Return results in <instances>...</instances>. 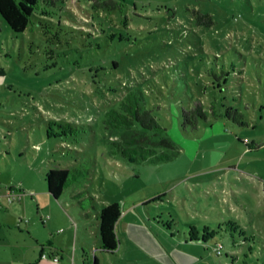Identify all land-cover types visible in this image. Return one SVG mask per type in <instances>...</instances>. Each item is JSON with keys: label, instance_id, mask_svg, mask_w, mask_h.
Returning <instances> with one entry per match:
<instances>
[{"label": "rangeland", "instance_id": "374dc122", "mask_svg": "<svg viewBox=\"0 0 264 264\" xmlns=\"http://www.w3.org/2000/svg\"><path fill=\"white\" fill-rule=\"evenodd\" d=\"M93 1H40L20 34L0 18V195L24 228L37 223L39 245L52 238L38 204L58 207L70 226L58 242L72 256L77 238L75 264L81 245L89 264H264V31L247 12L264 0ZM205 8L210 29L189 18ZM127 87L144 93L173 160L131 162L113 144L107 111ZM213 101L246 125L183 127L182 109ZM61 168L70 183L52 202L39 173ZM112 202L128 213L117 254L98 249L97 212Z\"/></svg>", "mask_w": 264, "mask_h": 264}, {"label": "trees", "instance_id": "16d2710c", "mask_svg": "<svg viewBox=\"0 0 264 264\" xmlns=\"http://www.w3.org/2000/svg\"><path fill=\"white\" fill-rule=\"evenodd\" d=\"M40 1L55 5L57 1L66 0H0V18L14 34L23 33ZM92 6L116 10L122 4L116 0L102 2L94 0ZM190 12L189 18L195 27L210 29L216 24L215 15L207 8L193 9ZM247 12L248 18L256 22L264 31V7L250 9ZM40 13L45 15L46 10H41ZM191 33L194 34L195 32L191 30ZM234 51L246 59L238 50L234 49ZM116 65L117 63H114V66ZM215 102L213 101L207 106L196 103L191 107L182 109L183 127L196 130L200 122H207L220 116H224L239 125H246L243 114L237 109L228 107L223 113L216 108ZM153 111V108L146 102L142 90L135 87L122 89L119 95H116L114 105L107 111V116L114 122L112 124L115 133L113 137H118L120 140V142L113 144L118 147L121 155L131 162L159 165L173 160L179 153L175 143L168 137L166 128L159 124ZM120 144L122 145L120 146ZM249 148L251 149V146ZM69 173L70 170L64 168L49 169L43 173L47 192L53 198H59L64 189L69 186ZM81 203L80 200V206ZM81 209L84 211L82 206ZM120 215L121 209L117 202L103 206L97 212L99 249L105 253L113 254L118 248L115 226ZM84 216L88 217V214L84 213ZM190 240L196 239L191 237ZM92 264H99L95 256Z\"/></svg>", "mask_w": 264, "mask_h": 264}, {"label": "crops", "instance_id": "0c3cea01", "mask_svg": "<svg viewBox=\"0 0 264 264\" xmlns=\"http://www.w3.org/2000/svg\"><path fill=\"white\" fill-rule=\"evenodd\" d=\"M43 173L44 172L39 173L42 180ZM44 191L47 192L46 186ZM47 194L52 202L58 199L53 198L48 192ZM72 197L74 198V196ZM21 201L22 199L19 200V202ZM6 204L8 205L5 195H0V264H75V260L77 259L76 254L78 252L76 248L77 238L75 237L72 245V256H70L71 252L70 254L67 252L69 248L61 246V243L58 242L63 234L70 232L69 220L58 207L47 204L42 206L38 204L37 213H40L42 224L47 228V233L52 238V240L49 238L45 240V245H39V242L36 243V240L31 237L33 228L37 226V223L24 228L22 226L23 220L21 218V210L18 209L16 212L14 210L12 211L10 210L11 205L9 204V210L4 211ZM123 213L125 212L121 210V215L117 222L123 217ZM127 214L128 213H125L124 217ZM63 226L65 227L64 229ZM189 241L194 242L195 240ZM82 247L81 245V252L79 255L85 260V264H89L87 262L86 253ZM177 247L179 248V245ZM117 252L118 248L113 254H117ZM54 258H58V261L54 262ZM184 261L187 263L190 262L188 259H184ZM193 261L195 262V260Z\"/></svg>", "mask_w": 264, "mask_h": 264}, {"label": "built area", "instance_id": "2783aa9c", "mask_svg": "<svg viewBox=\"0 0 264 264\" xmlns=\"http://www.w3.org/2000/svg\"><path fill=\"white\" fill-rule=\"evenodd\" d=\"M245 142L248 143L247 140H245ZM215 251H216V254H217V255H221V254H222V251H223V246H222L221 244H219V245L216 247ZM53 261H54V262H57V261H58V258H54Z\"/></svg>", "mask_w": 264, "mask_h": 264}]
</instances>
